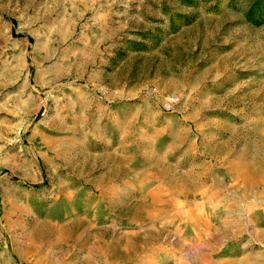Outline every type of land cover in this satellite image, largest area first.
Instances as JSON below:
<instances>
[{
    "label": "rangeland",
    "instance_id": "1",
    "mask_svg": "<svg viewBox=\"0 0 264 264\" xmlns=\"http://www.w3.org/2000/svg\"><path fill=\"white\" fill-rule=\"evenodd\" d=\"M0 264H264V0H0Z\"/></svg>",
    "mask_w": 264,
    "mask_h": 264
},
{
    "label": "bare ground",
    "instance_id": "2",
    "mask_svg": "<svg viewBox=\"0 0 264 264\" xmlns=\"http://www.w3.org/2000/svg\"><path fill=\"white\" fill-rule=\"evenodd\" d=\"M248 190V189H247ZM260 199H262V198H260ZM226 231V230H225ZM221 233H223V232H221ZM224 234V233H223ZM90 258V257H89ZM92 259V258H91ZM97 260V259H96ZM92 261V260H91ZM95 261V260H94ZM99 261H101V260H99ZM94 263V262H93Z\"/></svg>",
    "mask_w": 264,
    "mask_h": 264
},
{
    "label": "crops",
    "instance_id": "3",
    "mask_svg": "<svg viewBox=\"0 0 264 264\" xmlns=\"http://www.w3.org/2000/svg\"><path fill=\"white\" fill-rule=\"evenodd\" d=\"M46 16L48 17V16H49V14H46Z\"/></svg>",
    "mask_w": 264,
    "mask_h": 264
}]
</instances>
